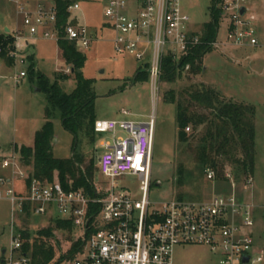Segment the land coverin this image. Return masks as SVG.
<instances>
[{"label": "built area", "instance_id": "built-area-1", "mask_svg": "<svg viewBox=\"0 0 264 264\" xmlns=\"http://www.w3.org/2000/svg\"><path fill=\"white\" fill-rule=\"evenodd\" d=\"M244 1L222 0L220 5L222 18L226 19L224 44L236 49L258 45L256 19L246 11ZM78 10V3H72L66 12L74 19ZM18 13L27 35L22 29L11 34L13 45L8 56L13 64L8 67L0 59V71L28 64L27 51L37 38L55 42L63 38L79 51L87 50L93 42L84 25L69 24L60 32L56 27L55 5L40 4L32 10L20 5ZM103 17L106 20L103 28L112 34L114 54L141 61L153 93L159 90L163 60L170 57L178 63L201 42V32L192 28L179 0H104ZM218 45L221 44L217 41L212 44ZM70 72L68 67L65 73ZM26 77L27 71L22 70L11 78L19 85ZM121 114L126 116L128 112L122 110ZM93 130L95 135H107L110 140L101 144L96 173L104 180H94L92 195L83 190L67 192L57 180L48 183L29 178L30 173L23 171L19 156L0 162L1 169L12 171L10 178H0V186L6 187L4 195L11 204L13 239L0 264H30L13 229L25 205L31 215L72 222L81 241L73 264H172L173 249L189 245L205 246L219 254L220 264H264V247L257 245L247 231L254 225L251 205L239 202L235 195H218L202 203L178 199L150 202L153 117L144 123L95 120ZM125 176L138 178L139 199L117 182ZM214 177L213 171L206 172L208 180ZM226 177L231 178L230 174ZM251 183L249 179L247 184Z\"/></svg>", "mask_w": 264, "mask_h": 264}, {"label": "rangeland", "instance_id": "rangeland-1", "mask_svg": "<svg viewBox=\"0 0 264 264\" xmlns=\"http://www.w3.org/2000/svg\"><path fill=\"white\" fill-rule=\"evenodd\" d=\"M41 4L51 5L46 0ZM46 1V2H43ZM79 5L74 16L77 23L95 32L93 42L87 50L79 51L86 57L82 73L84 77L94 80L93 91L97 96L94 103L95 117L99 120H125L144 123L151 117L155 120L154 142L152 149L151 187L149 200L152 203L181 199L186 203L207 202L218 195H235L239 202L251 205L253 227L251 232L257 245L264 247V0H245L246 11L256 19L257 37L262 43L258 50L250 48H233L224 44L226 19L221 18L217 39L221 45L212 46V51L203 58V71L191 76L187 68L181 71L174 83L159 80V90L153 93L148 81L133 82V76L142 68V62L131 56L115 55L112 49V34L103 28L104 0H70ZM27 7L25 0H0V33L5 26L12 31L9 16L16 9V3ZM34 3V2H33ZM31 5V4H29ZM36 5V4H33ZM179 5L192 23V28L201 32L209 21L211 0H179ZM19 29H22V15L16 17ZM102 27V30L99 28ZM36 70L53 83L55 77L67 76L68 80L59 82L65 93L75 87L73 74L65 73V66L59 53L58 42L37 38L35 40ZM28 64L18 65L6 72V76L27 70ZM0 155L9 147L14 137L23 140L27 137L32 141V132L44 123V107L46 98L37 91L35 81L27 77L18 87L6 78L0 82ZM205 84L215 89L224 100L250 105L255 110L256 137L255 163L253 175L244 177L235 167L226 165L222 178L213 180L206 178L203 167L194 163L188 151V145L194 144L205 133V127L185 128L188 141L180 143L177 139L176 106L164 100V95L173 90L178 94L190 86ZM128 112L126 116L121 111ZM54 139L52 155L56 159L76 158L81 160L80 168L84 172L88 165L94 171V178L103 181L96 173L97 158L102 152L101 144L110 140L107 135L89 138L79 137L74 146L73 136L62 128L61 121L56 117L53 121ZM21 165V163H20ZM183 170L182 184H179L177 172ZM25 173L31 168L22 167ZM5 173L0 169V177ZM230 174L231 178L226 175ZM252 179L251 184L247 181ZM58 180L57 177L53 181ZM117 182L127 188L135 199L140 198L139 180L134 176H125ZM159 183V186L156 184ZM6 187L0 186L3 196L0 197V255L2 250L9 251L12 239V210L10 202L5 198ZM14 237L21 229L28 233L29 241L39 238V232L49 227L54 228L50 216L30 215L24 218L18 215L13 224ZM50 242L64 254L71 244L76 242L79 232L75 229L52 231ZM19 236V235H18ZM20 238V237H19ZM21 241V239H20ZM24 242L25 240L22 239ZM21 241V242H22ZM23 245V243H22ZM61 264H73L64 261ZM172 264H220V256L209 248L199 245L179 246L173 249Z\"/></svg>", "mask_w": 264, "mask_h": 264}, {"label": "trees", "instance_id": "trees-1", "mask_svg": "<svg viewBox=\"0 0 264 264\" xmlns=\"http://www.w3.org/2000/svg\"><path fill=\"white\" fill-rule=\"evenodd\" d=\"M75 1L55 0L57 10V29L62 32L69 24H77V19H72L66 12L67 7ZM222 0H211L209 7V21L202 27L201 42L192 48L190 53L175 63L166 57L162 64L161 80L174 83L181 71L188 70L189 75L197 76L203 71V58L212 51V44L216 42L222 11ZM13 38L11 35H0V48L2 59L8 67L13 60L8 54L12 50ZM58 48L65 66L71 68L74 76L75 87L70 93H65L59 82L67 81L63 75L55 77L51 83L46 76L36 70L34 58L27 57V78L35 81L37 90L46 98L44 117L46 122L35 133L32 147H21L17 152L21 166L31 168L29 178L34 177L40 181L51 183L57 177L65 191L83 190L92 195L94 188V171L88 165L84 172L81 170V160L76 158L56 159L52 155L54 139L52 121L58 117L62 128L74 138V146L79 137L93 140L95 135L93 127L96 120L94 103L97 98L93 91L94 80L84 77L82 69L86 57L76 50V46L64 40L58 41ZM147 69L137 70L132 81H148ZM164 100L176 106L177 139L186 143L188 138L184 133L189 125L194 130L205 127V133L194 144L188 145L194 163L203 167L205 173L213 171L217 177L222 178L226 165L235 167L234 170L246 176L253 175L255 163V110L250 105L224 100L213 88L199 84L190 86L181 91L178 96L171 90L164 95ZM96 136V135H95ZM180 169V168H179ZM179 184H182L183 170L177 172ZM27 185L29 180L26 181ZM181 200V199H179ZM31 215L28 205L23 208L24 218ZM54 228L49 227L39 232V238L29 241L28 233L19 229L17 231L22 245L21 252L30 258V264H61L72 261L81 247V241L72 243L64 254H59V249L50 242L53 238L52 231L75 229L70 220L53 219Z\"/></svg>", "mask_w": 264, "mask_h": 264}, {"label": "crops", "instance_id": "crops-1", "mask_svg": "<svg viewBox=\"0 0 264 264\" xmlns=\"http://www.w3.org/2000/svg\"><path fill=\"white\" fill-rule=\"evenodd\" d=\"M47 1V0H46ZM46 1H43V2H46ZM66 1V0H65ZM34 2V3H33ZM47 2H50V3H52L51 5H54L55 4V0H48ZM16 3V5L17 6H15L16 7V9L13 11V13L9 16V21H10V25H12L16 30H18L19 29V25H18V21L16 20V17H18V7L20 6L19 5V3L17 4V2H15ZM25 3L27 4V7H25V6H23L24 8H26V9H30V10H32V9H34L37 5H40L41 3H40V1L38 2V1H28V0H25ZM29 4H31V5H29ZM33 4H36V5H33ZM43 5H45V4H43ZM51 5H46V6H51ZM22 6V5H21ZM20 15V14H19ZM73 18H75L76 19V17L73 15ZM77 24H79V23H77ZM80 25H82V24H80ZM100 30H102V27H100L99 28ZM15 30V31H16ZM257 30V29H256ZM15 31H12L9 27H7V26H5L4 27V29H3V33H0V35H2V34H6V35H11L13 32H15ZM197 31V30H196ZM91 34H92V37H94V34L96 33V31L95 32H90ZM258 34V33H257ZM257 39H258V37H257ZM31 46H30V48L28 49V51H27V54H28V56H31V57H33L34 58V60H35V55H36V50H35V40H32L31 41ZM262 47V43H261V41L258 39V45L256 46V47H253V48H250L251 50H258V49H260ZM59 53H60V50H59ZM60 55H61V53H60ZM37 69V68H36ZM6 72L7 73H10V69L8 68V67H6V68H4V69H2L1 71H0V82L1 81H3V80H5L6 78H8L9 80H11V82H12V84H13V86L14 87H18L19 85H15L14 84V82H13V80H12V76H6ZM0 85H1V83H0ZM38 91V90H37ZM39 92V91H38ZM45 108V107H44ZM96 120H99V119H97L96 118ZM46 122V120H45V117H44V123ZM255 122H256V119H255V121H254V125H255V137H256V131H257V128H256V124H255ZM43 123V124H44ZM43 126V125H42ZM41 126V127H42ZM41 127H40V129H41ZM40 129H36V130H34L33 132H32V135H31V138H32V141L29 139L30 137H27V138H25V139H23V140H18L16 137H14L13 139H12V141L10 142V145H9V147H7L6 149H4V151L5 152H3V154L2 155H0V162L2 161V160H4V159H6V158H9V157H11V156H19V154H18V150L21 148V147H32L33 146V143H34V136H35V133L37 132V131H39ZM0 169H1V167H0ZM3 170V169H2ZM5 171V173L0 177V178H10L11 176H12V171L10 170V169H5L4 170ZM31 173V172H30ZM5 251L6 250H2L1 251V255H0V258L1 257H3V255L5 254Z\"/></svg>", "mask_w": 264, "mask_h": 264}, {"label": "water", "instance_id": "water-1", "mask_svg": "<svg viewBox=\"0 0 264 264\" xmlns=\"http://www.w3.org/2000/svg\"><path fill=\"white\" fill-rule=\"evenodd\" d=\"M62 1H65V0H62ZM240 12H241V14L243 15V14H244V12H245V9H244V8H242ZM156 185H157V186H159V183H157ZM243 261H244V262H246V261H247V259L245 258Z\"/></svg>", "mask_w": 264, "mask_h": 264}]
</instances>
